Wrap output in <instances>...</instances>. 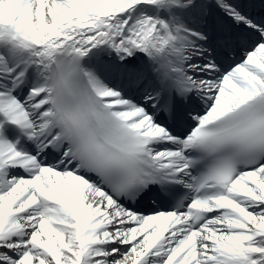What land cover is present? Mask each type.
Instances as JSON below:
<instances>
[{"label":"snow or ice","instance_id":"1","mask_svg":"<svg viewBox=\"0 0 264 264\" xmlns=\"http://www.w3.org/2000/svg\"><path fill=\"white\" fill-rule=\"evenodd\" d=\"M0 264H264V0H0Z\"/></svg>","mask_w":264,"mask_h":264}]
</instances>
